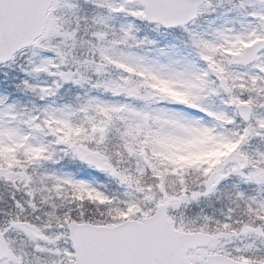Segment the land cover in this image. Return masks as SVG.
Wrapping results in <instances>:
<instances>
[{
	"label": "snow or ice",
	"instance_id": "snow-or-ice-1",
	"mask_svg": "<svg viewBox=\"0 0 264 264\" xmlns=\"http://www.w3.org/2000/svg\"><path fill=\"white\" fill-rule=\"evenodd\" d=\"M0 264H264V0H0Z\"/></svg>",
	"mask_w": 264,
	"mask_h": 264
}]
</instances>
